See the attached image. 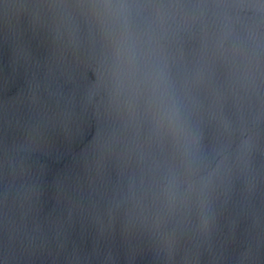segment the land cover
Returning a JSON list of instances; mask_svg holds the SVG:
<instances>
[{
  "label": "water",
  "instance_id": "water-1",
  "mask_svg": "<svg viewBox=\"0 0 264 264\" xmlns=\"http://www.w3.org/2000/svg\"><path fill=\"white\" fill-rule=\"evenodd\" d=\"M0 264H264V0H0Z\"/></svg>",
  "mask_w": 264,
  "mask_h": 264
}]
</instances>
